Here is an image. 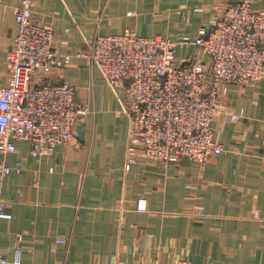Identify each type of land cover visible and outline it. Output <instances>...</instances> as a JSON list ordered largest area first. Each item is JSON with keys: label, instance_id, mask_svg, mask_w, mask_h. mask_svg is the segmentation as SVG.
Masks as SVG:
<instances>
[{"label": "crops", "instance_id": "crops-1", "mask_svg": "<svg viewBox=\"0 0 264 264\" xmlns=\"http://www.w3.org/2000/svg\"><path fill=\"white\" fill-rule=\"evenodd\" d=\"M20 1L0 0V82L8 77ZM231 1L35 0L32 21L52 30L54 48L69 63L32 75L30 84H68L86 114L82 138L75 129L69 144L48 157L32 156L25 141L14 143L16 153L0 155L12 168L0 181L11 215L0 219L7 261L19 235L21 264H264V81L230 84L221 95L210 124L220 155L202 164L139 161L126 170L124 90L111 91L86 59L94 35L129 29L140 37L195 36ZM251 7L264 11V0ZM193 53L186 47L177 58Z\"/></svg>", "mask_w": 264, "mask_h": 264}, {"label": "built area", "instance_id": "built-area-1", "mask_svg": "<svg viewBox=\"0 0 264 264\" xmlns=\"http://www.w3.org/2000/svg\"><path fill=\"white\" fill-rule=\"evenodd\" d=\"M34 2L21 0L13 11L18 31L6 56L8 77L0 82L2 156L16 153L14 143L25 141L32 156L48 157L57 146L69 144L86 114L68 84H30L32 75H47L69 63V57L54 48L52 30L32 21ZM252 2H229L195 36L140 37L127 29L119 35L92 37L86 55L89 64L111 91L124 90L122 110L129 121L124 169L139 161L163 166L182 161L202 164L222 153L210 128L222 109L221 95L230 84L264 81V11L252 10ZM186 47L194 53L178 60L179 50ZM239 118L229 115L232 122ZM21 165L15 164L17 173ZM11 171L0 160V181ZM144 205L139 200L137 209L144 211ZM10 218L0 198V219ZM57 243L67 241L57 239ZM20 255L17 235L12 260L0 254V264H21Z\"/></svg>", "mask_w": 264, "mask_h": 264}, {"label": "water", "instance_id": "water-1", "mask_svg": "<svg viewBox=\"0 0 264 264\" xmlns=\"http://www.w3.org/2000/svg\"><path fill=\"white\" fill-rule=\"evenodd\" d=\"M83 126L84 125L82 123H80L76 127V133H77V138L78 139H81L82 138V135H83Z\"/></svg>", "mask_w": 264, "mask_h": 264}, {"label": "rangeland", "instance_id": "rangeland-1", "mask_svg": "<svg viewBox=\"0 0 264 264\" xmlns=\"http://www.w3.org/2000/svg\"><path fill=\"white\" fill-rule=\"evenodd\" d=\"M192 49V48H191ZM193 51H194V49H193ZM163 166V165H162Z\"/></svg>", "mask_w": 264, "mask_h": 264}]
</instances>
